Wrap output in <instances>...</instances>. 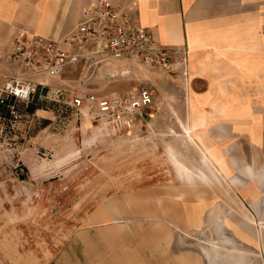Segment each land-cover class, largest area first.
Here are the masks:
<instances>
[{
    "label": "rangeland",
    "instance_id": "obj_1",
    "mask_svg": "<svg viewBox=\"0 0 264 264\" xmlns=\"http://www.w3.org/2000/svg\"><path fill=\"white\" fill-rule=\"evenodd\" d=\"M160 70L128 62H78L39 87L33 103L20 105L17 136L10 145L0 142V264L2 258L54 264L77 236V253L83 255L87 240L105 264H135L140 254L148 264L155 257L158 264H239L247 259L264 264V224L253 225L259 236L253 244L234 233V217L251 213L226 183L212 185L217 196L213 193L196 225L188 223L182 208L191 200L196 205L200 193H181L173 186L152 191V185L168 179L162 174L177 169L170 154H187L186 162L177 163L197 181L199 169L213 170L200 160L184 115L158 92L166 82L151 76ZM142 85L154 89V101L134 133L113 130L70 107L75 93H121ZM148 123L157 128H146ZM167 213L172 219L166 220ZM117 251L131 257L116 259Z\"/></svg>",
    "mask_w": 264,
    "mask_h": 264
},
{
    "label": "crops",
    "instance_id": "obj_2",
    "mask_svg": "<svg viewBox=\"0 0 264 264\" xmlns=\"http://www.w3.org/2000/svg\"><path fill=\"white\" fill-rule=\"evenodd\" d=\"M90 1L0 0V84L12 66L7 53L18 29L57 38L83 18ZM109 1L126 11L159 43L187 45L189 49L186 75L180 70H160L151 77L157 83L166 82L161 89L157 88L158 92L173 103L177 113L184 115L183 125L193 136L202 155L200 160L212 165L213 170L199 169L197 181L189 168L177 163L186 162L187 154L183 158L170 154V161L177 159V169L162 174L168 179L152 185V191L173 186L181 193H200L196 205L189 200L183 202L182 208L188 223L196 225L204 218L201 215L213 193L217 196L212 185L217 181L226 183L237 203L251 213V217H234L237 219L233 221V231L242 241L255 243L259 236L255 235L253 225L264 224V0ZM147 116L145 110L144 117L134 120L125 132H136L140 120ZM146 128L157 127L148 123ZM141 189L136 188L138 194ZM167 214L166 220L172 219ZM78 238L70 239L54 264L106 263L92 251L93 244L87 240L83 243V255H79L75 249ZM115 257L131 256L117 251ZM135 257V264H148V258L141 254ZM1 263L36 264L12 258H2ZM150 264H158V259H151ZM239 264H249L248 259Z\"/></svg>",
    "mask_w": 264,
    "mask_h": 264
},
{
    "label": "built area",
    "instance_id": "obj_3",
    "mask_svg": "<svg viewBox=\"0 0 264 264\" xmlns=\"http://www.w3.org/2000/svg\"><path fill=\"white\" fill-rule=\"evenodd\" d=\"M188 56L187 45L159 43L109 0H91L83 18L54 39L20 28L13 34L7 53L14 70L0 85V142L10 145L17 136L23 119L20 105L33 103L38 88L70 64L128 62L152 69L180 70L186 75ZM153 100L152 89L142 85L121 93H75L70 107L113 130L126 131L134 120L144 117Z\"/></svg>",
    "mask_w": 264,
    "mask_h": 264
},
{
    "label": "bare ground",
    "instance_id": "obj_4",
    "mask_svg": "<svg viewBox=\"0 0 264 264\" xmlns=\"http://www.w3.org/2000/svg\"><path fill=\"white\" fill-rule=\"evenodd\" d=\"M253 217V216H252ZM212 218H213V216H212ZM213 220V219H212ZM215 220V219H214ZM256 223V222H255ZM223 224V223H222ZM208 246H209V244H208ZM211 246V245H210ZM215 246V245H214ZM212 248V247H211ZM216 249V248H215ZM226 249V248H225ZM213 250V249H212ZM218 250V249H217ZM237 251V250H236ZM214 252H215V250H214Z\"/></svg>",
    "mask_w": 264,
    "mask_h": 264
}]
</instances>
